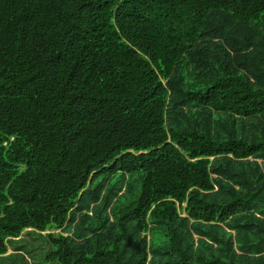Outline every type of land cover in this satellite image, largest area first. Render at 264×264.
<instances>
[{
    "label": "trees",
    "instance_id": "1",
    "mask_svg": "<svg viewBox=\"0 0 264 264\" xmlns=\"http://www.w3.org/2000/svg\"><path fill=\"white\" fill-rule=\"evenodd\" d=\"M26 229L47 264H264V0H0V257Z\"/></svg>",
    "mask_w": 264,
    "mask_h": 264
},
{
    "label": "rangeland",
    "instance_id": "2",
    "mask_svg": "<svg viewBox=\"0 0 264 264\" xmlns=\"http://www.w3.org/2000/svg\"><path fill=\"white\" fill-rule=\"evenodd\" d=\"M47 233L48 231L24 230L19 238L8 241V250L0 257V264H47L44 259L51 250L45 237Z\"/></svg>",
    "mask_w": 264,
    "mask_h": 264
}]
</instances>
